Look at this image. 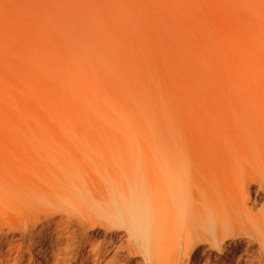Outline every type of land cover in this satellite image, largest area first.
<instances>
[{
	"label": "bare ground",
	"instance_id": "6f19581e",
	"mask_svg": "<svg viewBox=\"0 0 264 264\" xmlns=\"http://www.w3.org/2000/svg\"><path fill=\"white\" fill-rule=\"evenodd\" d=\"M236 241L264 264V0H0V264Z\"/></svg>",
	"mask_w": 264,
	"mask_h": 264
},
{
	"label": "rangeland",
	"instance_id": "374dc122",
	"mask_svg": "<svg viewBox=\"0 0 264 264\" xmlns=\"http://www.w3.org/2000/svg\"><path fill=\"white\" fill-rule=\"evenodd\" d=\"M147 191V189L145 188V192ZM149 197L144 194V201L148 202ZM123 231V234L120 235L119 239L116 240V244H119L120 242L122 243L123 246L127 247L129 245H133V241L128 237L127 233L122 229H120ZM158 234V238L160 236H162V232L160 230L157 231ZM38 234H34L32 236V239H37ZM227 241V240H226ZM206 249H202L203 252L200 253V255H202L203 257H199L197 259V264H229L230 261L234 260V261H239V260H250L256 259L257 256V252H256V246L252 247L251 249L249 247H245V243L244 242H235V243H231V245L229 247H225V249H223L224 251H219L217 247H211L207 244L204 245ZM237 247V248H236ZM211 251V254L209 255V257H207L206 252ZM216 253V255L214 254ZM61 254V258L59 261V264H72L74 259L76 258V254H77V250H73L70 255L71 258L68 259V254L65 251H62ZM218 255V256H217ZM221 260H220V259ZM229 259V261H228ZM140 262V261H139ZM166 263V262H165ZM126 264H135L132 263L131 261L127 262ZM140 264H145L143 261L140 262Z\"/></svg>",
	"mask_w": 264,
	"mask_h": 264
}]
</instances>
